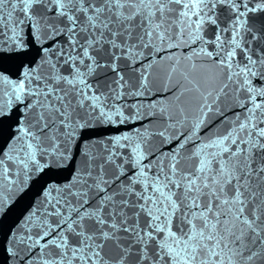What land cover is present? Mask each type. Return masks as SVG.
<instances>
[{
  "label": "snow or ice",
  "instance_id": "obj_1",
  "mask_svg": "<svg viewBox=\"0 0 264 264\" xmlns=\"http://www.w3.org/2000/svg\"><path fill=\"white\" fill-rule=\"evenodd\" d=\"M250 13L264 0H0V63L26 33L40 41L18 78L0 68V121L23 105L0 210L78 161L6 238V264H264V25ZM146 117L159 127L77 148L95 121Z\"/></svg>",
  "mask_w": 264,
  "mask_h": 264
},
{
  "label": "water",
  "instance_id": "obj_2",
  "mask_svg": "<svg viewBox=\"0 0 264 264\" xmlns=\"http://www.w3.org/2000/svg\"><path fill=\"white\" fill-rule=\"evenodd\" d=\"M248 22L250 26L257 29L260 28L264 25V13H250ZM213 31L214 27H209L205 35L211 37ZM24 42L27 45V48L23 54L7 55L4 57L3 62L0 63V68L9 72L13 78L19 77L21 67L23 65H31L39 60L40 41L34 40L32 35L26 33ZM44 46L47 47L48 45L46 44ZM252 46L255 47V44ZM237 58H240L239 53ZM153 72L162 74L163 67L154 68ZM165 96L170 98L171 92H157L156 95L151 96L145 102L147 103L151 100H160L161 102H165ZM22 108L23 105H17L13 108L10 116L5 117L2 121H0V151H4L8 146V142L13 135L18 118L21 116L20 110ZM228 114L231 115V113ZM221 118L222 117L212 118L201 130V136H203L205 132H210L215 129ZM155 119L157 118L146 117L143 120L136 121L135 123L125 122L118 125L107 123L102 124L99 121H95L93 122L91 129L85 130L80 134L77 141V148H79L81 142H85V146H87V142L96 143L100 139H106L120 134H131L132 130L135 128H141V131H143V128L141 127L142 125L144 127L156 129L159 126L151 123V121ZM153 139L154 141L159 140L158 137H154ZM176 143L177 141H173L171 144L163 146L164 150L167 151L169 148L175 147ZM190 146L191 145H189V147ZM145 163H147V161H145ZM74 165H78L75 155L66 163L65 166L46 169L42 173H37L27 182L17 186V188L10 193V199L7 201L3 209L0 210V264H6L8 259L4 254V244L6 238L10 233L18 230V226L24 222L25 217L29 215L33 206L39 204L41 194L45 188L53 183H66L72 178Z\"/></svg>",
  "mask_w": 264,
  "mask_h": 264
}]
</instances>
